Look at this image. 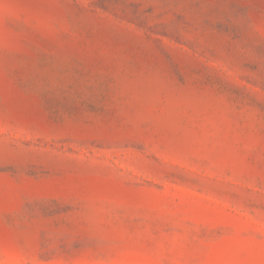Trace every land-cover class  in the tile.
<instances>
[{"label":"rangeland","instance_id":"374dc122","mask_svg":"<svg viewBox=\"0 0 264 264\" xmlns=\"http://www.w3.org/2000/svg\"><path fill=\"white\" fill-rule=\"evenodd\" d=\"M0 264H264V0H0Z\"/></svg>","mask_w":264,"mask_h":264}]
</instances>
